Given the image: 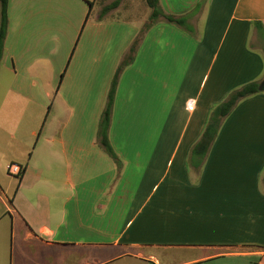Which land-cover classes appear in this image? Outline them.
Segmentation results:
<instances>
[{
	"label": "crops",
	"instance_id": "0c3cea01",
	"mask_svg": "<svg viewBox=\"0 0 264 264\" xmlns=\"http://www.w3.org/2000/svg\"><path fill=\"white\" fill-rule=\"evenodd\" d=\"M113 1L8 0L0 264H264V92L189 164L210 109L264 75V0H159L191 30L159 17L141 36L116 88L117 159L97 124L151 8Z\"/></svg>",
	"mask_w": 264,
	"mask_h": 264
},
{
	"label": "trees",
	"instance_id": "16d2710c",
	"mask_svg": "<svg viewBox=\"0 0 264 264\" xmlns=\"http://www.w3.org/2000/svg\"><path fill=\"white\" fill-rule=\"evenodd\" d=\"M118 3L119 0H114L112 3H110V5L104 7V12L112 7H115ZM146 3L151 8L149 21L145 23L136 39L129 46L127 52L124 54L123 58L117 65L107 92L104 108L100 113L97 124V140L101 147L114 159H117V155L110 143L109 127L111 123L118 78L122 70L133 61L141 36L143 35L144 31L148 29L151 24L155 22L159 17H164L166 20L178 24L188 31L191 30V27L187 23L186 16H174L166 13L161 8L159 0H146ZM7 6L8 0H0V56L2 53L4 37L7 28ZM262 48L264 51V44ZM258 82L259 80H251L237 88L232 89L222 101H220L210 109L203 131L198 140L193 144L191 148L189 156L190 165H192L193 167L201 166L212 142L214 141L219 131L223 119L231 112V110L239 100L260 92L258 90Z\"/></svg>",
	"mask_w": 264,
	"mask_h": 264
},
{
	"label": "built area",
	"instance_id": "2783aa9c",
	"mask_svg": "<svg viewBox=\"0 0 264 264\" xmlns=\"http://www.w3.org/2000/svg\"><path fill=\"white\" fill-rule=\"evenodd\" d=\"M193 107V100L189 101L187 104V108L191 109ZM6 168L11 174H19L21 172V166L17 163H9L6 165Z\"/></svg>",
	"mask_w": 264,
	"mask_h": 264
},
{
	"label": "water",
	"instance_id": "95a60500",
	"mask_svg": "<svg viewBox=\"0 0 264 264\" xmlns=\"http://www.w3.org/2000/svg\"><path fill=\"white\" fill-rule=\"evenodd\" d=\"M258 90L264 92V75L258 82Z\"/></svg>",
	"mask_w": 264,
	"mask_h": 264
},
{
	"label": "rangeland",
	"instance_id": "374dc122",
	"mask_svg": "<svg viewBox=\"0 0 264 264\" xmlns=\"http://www.w3.org/2000/svg\"><path fill=\"white\" fill-rule=\"evenodd\" d=\"M144 7H145V5H141V6H140V8H144ZM139 15H140V13H139Z\"/></svg>",
	"mask_w": 264,
	"mask_h": 264
}]
</instances>
